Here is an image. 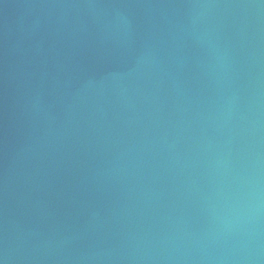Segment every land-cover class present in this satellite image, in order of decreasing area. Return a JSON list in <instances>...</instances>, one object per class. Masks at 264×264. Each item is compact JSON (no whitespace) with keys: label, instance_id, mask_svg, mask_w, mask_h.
Segmentation results:
<instances>
[{"label":"water","instance_id":"water-1","mask_svg":"<svg viewBox=\"0 0 264 264\" xmlns=\"http://www.w3.org/2000/svg\"><path fill=\"white\" fill-rule=\"evenodd\" d=\"M0 264H264V0H0Z\"/></svg>","mask_w":264,"mask_h":264}]
</instances>
